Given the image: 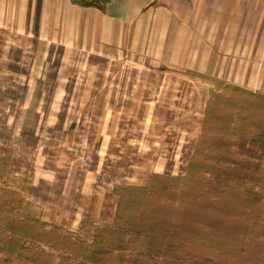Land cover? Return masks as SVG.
<instances>
[{
	"label": "rangeland",
	"instance_id": "1",
	"mask_svg": "<svg viewBox=\"0 0 264 264\" xmlns=\"http://www.w3.org/2000/svg\"><path fill=\"white\" fill-rule=\"evenodd\" d=\"M36 45L0 28V186L21 194L26 215L90 240L114 221L115 184L184 174L210 83Z\"/></svg>",
	"mask_w": 264,
	"mask_h": 264
},
{
	"label": "trees",
	"instance_id": "2",
	"mask_svg": "<svg viewBox=\"0 0 264 264\" xmlns=\"http://www.w3.org/2000/svg\"><path fill=\"white\" fill-rule=\"evenodd\" d=\"M206 105L184 174L115 184L114 221L90 240L26 215L0 186V264H264V95L219 83Z\"/></svg>",
	"mask_w": 264,
	"mask_h": 264
},
{
	"label": "crops",
	"instance_id": "3",
	"mask_svg": "<svg viewBox=\"0 0 264 264\" xmlns=\"http://www.w3.org/2000/svg\"><path fill=\"white\" fill-rule=\"evenodd\" d=\"M0 28L26 35L42 53L126 56L140 66L202 76L209 89L221 83L264 95V0H109L104 9L0 0Z\"/></svg>",
	"mask_w": 264,
	"mask_h": 264
}]
</instances>
